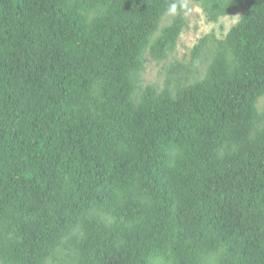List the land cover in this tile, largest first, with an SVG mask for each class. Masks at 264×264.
<instances>
[{"label":"trees","instance_id":"trees-1","mask_svg":"<svg viewBox=\"0 0 264 264\" xmlns=\"http://www.w3.org/2000/svg\"><path fill=\"white\" fill-rule=\"evenodd\" d=\"M261 99L264 0H0V264H264Z\"/></svg>","mask_w":264,"mask_h":264},{"label":"rangeland","instance_id":"rangeland-1","mask_svg":"<svg viewBox=\"0 0 264 264\" xmlns=\"http://www.w3.org/2000/svg\"><path fill=\"white\" fill-rule=\"evenodd\" d=\"M199 6L195 3H187L182 7L187 25L177 40L175 50L161 63H156L151 59L148 60L141 77L140 85L142 88L153 86L159 91L162 90L166 83L168 70L177 64L176 74L178 77H189V82L200 79L204 74L203 65L191 66L188 64L194 47L205 36H213L219 40L224 39L229 29L245 13V8H242L220 19L218 23H209ZM192 71L195 72L193 76L191 75ZM258 110L264 113V99L259 101ZM153 264H157L156 261Z\"/></svg>","mask_w":264,"mask_h":264}]
</instances>
